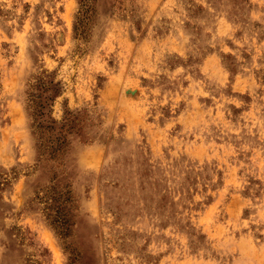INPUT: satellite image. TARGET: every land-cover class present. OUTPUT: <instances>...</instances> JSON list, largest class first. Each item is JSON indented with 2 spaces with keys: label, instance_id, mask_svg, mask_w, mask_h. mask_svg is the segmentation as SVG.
<instances>
[{
  "label": "rangeland",
  "instance_id": "1",
  "mask_svg": "<svg viewBox=\"0 0 264 264\" xmlns=\"http://www.w3.org/2000/svg\"><path fill=\"white\" fill-rule=\"evenodd\" d=\"M0 264H264V0H0Z\"/></svg>",
  "mask_w": 264,
  "mask_h": 264
},
{
  "label": "trees",
  "instance_id": "2",
  "mask_svg": "<svg viewBox=\"0 0 264 264\" xmlns=\"http://www.w3.org/2000/svg\"><path fill=\"white\" fill-rule=\"evenodd\" d=\"M34 114H35V117H38L39 116L40 113L38 111V108H35V113Z\"/></svg>",
  "mask_w": 264,
  "mask_h": 264
}]
</instances>
